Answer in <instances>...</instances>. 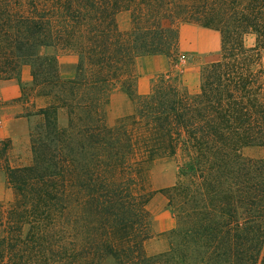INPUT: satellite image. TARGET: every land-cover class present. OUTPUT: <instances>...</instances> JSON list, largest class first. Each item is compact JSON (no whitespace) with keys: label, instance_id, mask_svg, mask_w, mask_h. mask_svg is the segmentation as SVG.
Listing matches in <instances>:
<instances>
[{"label":"trees","instance_id":"16d2710c","mask_svg":"<svg viewBox=\"0 0 264 264\" xmlns=\"http://www.w3.org/2000/svg\"><path fill=\"white\" fill-rule=\"evenodd\" d=\"M122 10L132 13L127 32ZM183 23L219 33L216 58L194 84L162 74L108 125L111 88L136 99L141 60L178 51ZM64 49L78 58L67 79ZM263 53L264 0H0V80L23 89L27 65L58 100L37 112L33 163L3 156L15 197L0 201V264H264ZM249 146L262 156L243 155ZM173 159L177 180L165 191L176 224L150 255L151 171Z\"/></svg>","mask_w":264,"mask_h":264},{"label":"rangeland","instance_id":"374dc122","mask_svg":"<svg viewBox=\"0 0 264 264\" xmlns=\"http://www.w3.org/2000/svg\"><path fill=\"white\" fill-rule=\"evenodd\" d=\"M116 20L119 28L124 31H130L132 29V13L130 10H122L116 15ZM216 36V35H215ZM218 46L212 52H194L190 50L187 44L178 45V51H176L172 56L166 57L165 68L160 73L151 74V64L150 61L140 62V67L137 68V72H142L146 70L148 75H152L148 81H139L138 77L135 83L136 99L131 100L124 90L121 89L120 83H116L110 91L109 97L110 102L105 107V118L108 125H115L117 121L134 111L137 98L146 95L153 84L160 79L162 74L168 73L171 76H175L178 80H182V76L191 83L196 82V75L198 73L199 65L204 64L206 61L216 58V55L221 50V37L217 35ZM204 43L212 41L214 38L209 34L203 36ZM255 43V35L253 33H248L245 37V44L247 47L253 46ZM214 45V44H213ZM60 74L62 78H71L76 73V67L78 63L77 55L71 49L60 50ZM195 53V54H193ZM262 64L264 66V53L262 55ZM173 68V69H172ZM23 89L20 87L16 79H13L16 87L20 91V97L17 100H9L14 94V86L10 84V80L2 79L0 80V108L2 114L8 115V113H13L21 117L20 119L14 121V128L20 133V136L25 140V142L20 141V146L14 152L13 159L18 165L27 163L31 165L33 163V152L31 148V138L29 137V143H26L27 133L36 129L37 126L44 122V117L37 114L38 110L43 107H48L52 104H57L58 100L56 95L53 93L44 92L49 91V87L45 85H34L32 83V77L30 73V68L27 65L23 66ZM15 105V106H12ZM58 122L61 126H66L68 123V110L66 107H60L58 109ZM24 135V137H23ZM21 138V139H22ZM0 144V171H4L1 167L3 162V156L7 154L11 143L3 141ZM7 147V148H6ZM6 148V150L4 149ZM242 154L251 157H260L263 154V149L257 146L245 147L241 150ZM26 165V166H28ZM179 161L177 159L165 161L158 163L154 166L151 171V187L152 189L158 190L152 199L148 203V210L151 215L150 233L151 237L146 242V249L148 254L153 255L158 252L163 251L167 247V233L175 226L176 220L168 205L166 188L175 184L177 180ZM5 172V171H4ZM9 194L4 199L0 201H10L14 199V191L8 187ZM101 264H117L112 257H107Z\"/></svg>","mask_w":264,"mask_h":264},{"label":"crops","instance_id":"0c3cea01","mask_svg":"<svg viewBox=\"0 0 264 264\" xmlns=\"http://www.w3.org/2000/svg\"><path fill=\"white\" fill-rule=\"evenodd\" d=\"M209 34L214 38L212 41H208L207 43H204L203 36ZM216 35V36H215ZM217 35L219 33L213 29L209 28H204L196 24H191V23H183L179 25V43L181 44H187L190 47V50L194 52H212L214 51L217 46H218V39ZM220 36V35H219ZM214 44V45H213ZM195 54V53H193ZM142 63L144 61H150L149 64L153 66L151 68L153 73H160L162 70L165 68L166 65V57L164 56H150L143 58ZM148 75V73L142 70V74L138 77L139 81H148V79L152 76ZM10 85L13 87L14 86V94L10 97L9 100H17L20 97V91L15 88L16 85L13 82V79H10ZM15 106V105H12ZM2 108V106H0ZM22 117V116H21ZM16 114L13 113H8V115L2 114V110L0 109V141H9L11 143L10 148L7 151V158L8 162L12 167H18L16 165L14 159H13V154L16 152V150L20 146V141H24L23 138L20 136V133L16 131L14 128V121L20 119ZM28 135L26 136V143H29V130H28ZM24 137V135H23ZM22 138V139H21ZM28 165L27 163L21 165V166H26ZM9 194V189L8 185L6 182V175L5 172L2 170L0 171V200L4 199L7 197Z\"/></svg>","mask_w":264,"mask_h":264}]
</instances>
